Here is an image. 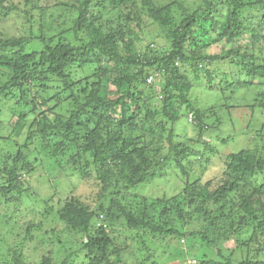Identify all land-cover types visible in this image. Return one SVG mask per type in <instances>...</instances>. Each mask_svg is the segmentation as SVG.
<instances>
[{
  "label": "trees",
  "instance_id": "1",
  "mask_svg": "<svg viewBox=\"0 0 264 264\" xmlns=\"http://www.w3.org/2000/svg\"><path fill=\"white\" fill-rule=\"evenodd\" d=\"M56 1L79 13L75 26L66 29L70 32L66 37L61 28L49 35L50 24L47 31L12 34L5 23L23 16L33 24V12L44 8L42 0H0V70L9 75L0 85V112L6 99L16 97L12 89L20 92V98H25L23 83H39L50 90L49 76L69 79L74 65L90 89L79 91L85 93L80 100L65 89L56 93L60 109L68 114L57 112L55 120L47 123L53 113L42 111L23 144L11 145V134L0 136V198L14 203L26 197L22 176L33 166L24 149L38 132L60 165H74L80 172L95 166L98 209L110 228L122 222L129 230L162 240L178 242L184 237L187 247L185 252L179 250V256L196 264H264V177L257 181L264 174L263 137L229 153L212 180L199 176L187 180L181 191L171 195L149 197L135 192L138 185L158 176L164 165L172 164L189 177L183 161L189 162L187 158L200 148L176 140L174 124L179 117L190 114L188 127L213 138L207 135L200 144L209 149L202 155L210 154L214 142L231 140L209 132L214 109L197 107L193 95L197 89L234 97L254 90L253 107L264 114V0H192L197 2L193 8L185 0H99L95 7L119 11L108 22L98 14L86 21L95 0ZM143 16L155 29L147 37L139 35ZM219 43L230 47L210 52ZM221 65L226 68L223 72ZM51 100L48 97L42 104L50 107ZM155 100L159 105L151 109ZM144 106L148 111L138 122ZM23 120L22 115L16 120L12 134H21ZM215 120L220 121L218 114ZM136 132L158 137L157 146L130 137ZM162 141L167 152L149 155L151 149L161 152ZM57 214L66 226L84 234L79 246L87 264H125L121 259L125 243L116 244V237L104 229H91L94 212L89 204L72 197ZM198 241L205 249L196 245ZM212 248L215 256L205 251ZM73 250L66 249L58 257L52 249L30 262L13 249L11 260L12 264H79ZM136 263L154 261L140 258Z\"/></svg>",
  "mask_w": 264,
  "mask_h": 264
},
{
  "label": "rangeland",
  "instance_id": "2",
  "mask_svg": "<svg viewBox=\"0 0 264 264\" xmlns=\"http://www.w3.org/2000/svg\"><path fill=\"white\" fill-rule=\"evenodd\" d=\"M98 1L95 0L92 3V7L87 12L86 17L88 18L86 21H92L98 14L103 21L108 22L119 12L114 9L111 13L106 8L95 7ZM196 1L198 2L199 0ZM56 2V0H42L40 3L44 8L41 11L33 12L35 15L33 24L21 16L14 22L9 19L10 25L5 23L6 30L12 34L17 33L16 35L28 33L29 29L33 30L34 33H38L40 30L47 31V26L50 24L51 28L49 30L51 32L48 33L49 35H54V32L61 28L63 31L62 35L64 37L66 35L69 36L70 32H66V29L70 30L75 26V19H77L79 13L74 11L75 9L70 7V5H56ZM197 2L195 3L192 0L184 1L185 5H189L191 8L195 7ZM105 5L112 4L106 2ZM143 18L145 21L139 35L147 37L149 36V31L155 32V29L153 30V24H151L149 18L145 16ZM196 31L199 33L201 29L199 30L198 28ZM229 47L228 43H219L210 52L221 51ZM25 51L31 52L32 50L26 48ZM39 51L40 49H38ZM38 55L39 53L36 54V57ZM224 70L226 68L221 65L220 71L223 72ZM5 73L0 70V85L9 79V75ZM68 74L69 79H62L59 75L49 76L50 82H48V85L51 87L50 90L43 89L39 83H23L22 93L25 98H20V92L12 89L16 97L14 96V99H6L7 102L1 107L0 136L11 134V139L9 140L11 145L14 142L21 145L26 141L29 132L35 129L34 123H37L42 111L47 110L53 113L47 123H52L55 120L57 112L62 111L63 114L67 115L68 111L60 109L61 105L59 99H56V93L60 94L65 89L71 91V97H76L80 100L81 96L90 89L86 78L80 73L77 65L72 66ZM79 77L80 79H78ZM91 80L92 78L89 82ZM81 89H86L85 93L80 94L79 91ZM193 95H196L194 102L197 107L202 109L213 107L214 109V123L210 127L209 132H212V134L216 132L221 137L230 136L231 140L229 139L224 144L214 142L211 146L212 151H210V154L204 153L202 155L201 151L209 150L200 145H203L202 141L207 138L208 134L204 132L197 133L195 129L188 127L187 122L189 123L191 120L190 114L179 117V120L174 124V130L177 134L176 140L184 141L190 148H200L199 153L191 154L187 158L190 163L186 162L185 159L183 161L187 165L186 172L189 177L183 176L181 171L172 164L164 165L163 171H160L158 176L135 188L137 194L149 197H157L162 194L171 195L181 191L187 180L192 181L198 176L202 180H212L224 168V162L229 153L238 152L249 145L252 146L255 140L257 142L258 137L259 139L264 138V114L259 108L253 107L254 90H248L234 97L229 95L222 96L217 90L208 91L205 89L200 91L197 89L193 92ZM48 97L54 99L50 101L52 105L50 107L42 104ZM158 105L159 102L155 100L150 107L155 109ZM146 108V106L142 107L138 122L144 117V112L148 111ZM216 114L219 116V122L215 120ZM21 115L24 117L23 122L25 124L23 131L17 136L12 134L11 130L13 131L14 124ZM130 137L139 141H151L154 147L157 146L159 139L141 132H136L134 136ZM51 141L55 142L56 140L52 138ZM161 145V152L151 149L148 151L149 155L153 151L157 155L158 153L162 155L166 153L167 146L165 141H162ZM13 148L15 147L11 149ZM24 152L28 154V159L33 166L32 171L22 176V186L27 191L26 197L14 203H5L0 198V264H12L13 249L20 251L25 260L30 262L34 259H39L40 255L52 249H55L53 253L58 257L65 255L67 253L66 249H74V254H78L79 264L82 262L87 264L88 262L84 257V253L80 251L79 246L85 239L84 234L66 226L60 221L57 214L63 202L72 197L79 198L91 207L94 212V218L90 227L94 232L104 229L109 235L116 237V244L125 243L127 250H124L121 255V259L125 264H137L136 260L140 258H148L150 261H154V264H196L194 259H186L179 256V253H181L179 250L185 252L187 247L184 237L185 240L182 238L179 240L180 242H177L176 239L168 240V238L162 240L143 231L129 230L122 222L113 224L110 228L108 223L104 221V213L98 209L100 201L96 200V197L99 191V182L96 178L95 166L84 167L86 169L85 172H80L74 165L68 163H66L67 165H60L49 155L46 141L42 136L40 137L38 132L33 139L27 140V148L24 149ZM263 177L264 174L258 175L257 181L261 182ZM49 207H52V210H48ZM38 223L40 224L38 225ZM110 231L112 232L110 233ZM246 237L244 235L242 238L245 239ZM242 238L240 237L241 240H243ZM140 239H143V244H141L142 240ZM110 245L112 246V244ZM196 245L200 246V248L203 246L201 249L206 247L205 244H201L199 241ZM230 245L231 243H227V246L230 247ZM205 251H207L208 255L212 254V256H215L214 248Z\"/></svg>",
  "mask_w": 264,
  "mask_h": 264
}]
</instances>
